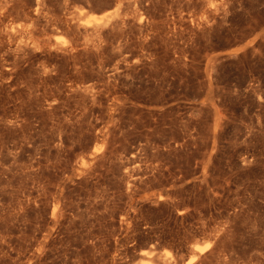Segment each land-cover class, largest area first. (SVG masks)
<instances>
[{
	"label": "rangeland",
	"instance_id": "rangeland-1",
	"mask_svg": "<svg viewBox=\"0 0 264 264\" xmlns=\"http://www.w3.org/2000/svg\"><path fill=\"white\" fill-rule=\"evenodd\" d=\"M206 245L264 264V0H0V264Z\"/></svg>",
	"mask_w": 264,
	"mask_h": 264
},
{
	"label": "bare ground",
	"instance_id": "bare-ground-1",
	"mask_svg": "<svg viewBox=\"0 0 264 264\" xmlns=\"http://www.w3.org/2000/svg\"><path fill=\"white\" fill-rule=\"evenodd\" d=\"M207 247H208V245L196 247L195 253L193 255H191L190 259L187 261L186 264H190L193 261H195V259L197 258L198 254L202 253ZM147 253H150V251H148Z\"/></svg>",
	"mask_w": 264,
	"mask_h": 264
}]
</instances>
